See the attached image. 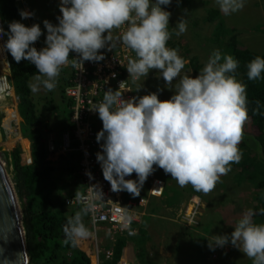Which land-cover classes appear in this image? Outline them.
<instances>
[{"label": "rangeland", "instance_id": "374dc122", "mask_svg": "<svg viewBox=\"0 0 264 264\" xmlns=\"http://www.w3.org/2000/svg\"><path fill=\"white\" fill-rule=\"evenodd\" d=\"M18 1L21 2L24 14L22 23L30 32L32 41L30 45L44 58L56 60H53L54 72L34 77L30 81L37 112L46 118L51 127L58 124V120L69 123L64 103H60L57 93L60 77L57 67L61 66L62 62L64 65L65 62H70L71 50H74L73 47L76 45L71 25L62 17L55 0ZM138 1L139 3L135 2V9L130 12L125 7L123 11L115 10L113 19L120 22L126 15L132 16L131 20L136 18V21H130L134 31L145 26L165 28L168 30V39L176 45L171 48L156 37L151 41L147 53L141 57L130 55L128 59L124 75L129 92L134 95L135 120L131 129V139H134L132 145L130 144L132 153L130 157L129 153L127 160L124 161H130L131 157L136 155L139 161L137 167L150 162L151 172L155 177L162 179L165 185L185 188L184 197L182 196L178 205L173 208L162 206L160 211L162 215L154 217L149 225L144 226L150 238L147 244L150 257L158 258L161 264H210V261H216V264L242 263L256 256V253L264 252V241L258 236L250 219L246 217L247 210L252 207L250 199L252 187L246 183H235L232 174L222 173L216 164V158L219 156L218 137L225 128L231 130L235 119L233 116L219 117L218 132L214 136L208 135L198 119L196 109L188 100L185 84L192 76L189 59L194 57L200 66L202 93L227 96L232 103L235 102L242 89L241 81L239 78L230 81L221 78L219 71L221 64L218 65V62H223L221 51L220 48L215 49V43L210 42L212 24L203 22L202 17L206 9H217L223 20L225 37L235 36L240 48L262 54L264 0ZM89 14L93 22L94 36L96 31L99 35L91 44L98 43L103 48L112 45L117 31L113 22L108 23L111 22L112 16L102 18L100 14ZM100 22L106 23L99 24ZM225 37L223 39H226ZM2 45L4 47L3 41ZM0 50V57L3 60L1 47ZM59 56H67L66 61L58 59ZM6 61L5 54V69L2 68L3 73L0 74V125L5 133L3 132V140L0 143L1 149L8 151L17 146L20 151L19 146L25 148L26 142L19 134L16 96L9 80ZM103 103V107L107 108L108 102L103 100ZM5 109H10L7 110V115L9 111L13 112L15 119L9 116L3 123ZM100 123L101 120H98L96 124ZM240 123L245 130H250L245 119H241ZM240 123L237 119L236 125L240 126ZM69 129L62 130L54 126L46 134V142L50 139L56 147H60V137ZM6 130H10L16 136L9 137ZM24 155L25 152L20 151L22 163L27 166L30 161L28 162ZM57 156L58 153L47 154V158L54 163L55 187L57 189L59 186L62 194L67 193L73 186L78 187V183L75 172L64 168L70 165L68 162L71 163L64 161L67 153ZM129 169V178L123 181L122 186L129 187L133 179H138L144 193L137 192L136 197L145 196L149 178L145 174L133 176L134 166H130ZM61 194L60 197L63 198ZM192 197H196L200 202L196 216L197 226L194 229L186 226L187 229L184 226L186 221L180 219L185 204ZM146 208L147 203L143 213L138 217V224ZM82 221L85 222L83 219ZM202 226L208 234L203 246L199 241L201 234L199 229L197 230V227ZM74 235L79 246L83 247L80 243V233L75 232ZM95 236L101 234L95 233ZM116 237L126 238L124 235H115L114 239ZM106 239L108 242L109 238ZM128 240L133 244L131 238H127ZM215 243H219L221 248L214 249ZM133 264H137L136 256Z\"/></svg>", "mask_w": 264, "mask_h": 264}, {"label": "trees", "instance_id": "16d2710c", "mask_svg": "<svg viewBox=\"0 0 264 264\" xmlns=\"http://www.w3.org/2000/svg\"><path fill=\"white\" fill-rule=\"evenodd\" d=\"M66 2L72 17L82 16L83 0H66ZM23 18L21 2L0 0V30L9 80L16 96L19 134L26 142L25 148L19 146L20 151L25 152V158H28L29 141L30 164L27 166L22 163L17 146L5 151L9 172L15 177L17 194L21 202V223L26 243L27 264H89L87 255L76 246L72 236V231L86 228L85 222L82 221V219L86 220L85 214L78 207H64L63 204L65 197L76 195L81 191L80 177L75 173L78 187L73 186L67 193L61 194L59 186L56 189L54 184V163L47 158L46 134L54 126L64 130L69 129L70 125L58 120L59 123L51 127L46 118L38 114L30 89L32 78L54 72L55 59L44 58L34 46L30 45L32 44L30 32L22 23ZM202 21L212 24L210 42L215 43V49L220 48L221 51L223 62H218V65L221 64L219 68L221 78L226 81L239 78L242 89L234 103L227 96L202 93L200 66L193 57L189 59L192 76L185 84V91L208 135L214 136L218 132L219 117H234L231 130L225 128L218 137L219 156L216 158V164L222 173L232 174L235 183H246L252 187L250 198L252 207L247 210L246 217L250 219L258 236L264 241V53L257 54L240 48L235 36L225 37L223 20L217 9H206ZM97 37H99L98 31L95 32V38ZM156 37L171 48L176 45L168 39L167 29L156 26H147L131 33L126 40L132 54L141 57L147 53L151 41ZM27 45L29 46L24 48ZM67 56H59L58 59L66 61ZM71 64V61L65 62V65L62 62L61 66L57 67L60 71L57 93L60 103H64L67 120L71 100L63 95V91L71 84L73 77ZM237 119L239 123L241 119H245L250 130H245L241 123L237 126ZM120 133L124 139L125 152L132 151L130 147L134 140L131 139L132 131L120 127ZM64 161H71L68 162L70 165L64 168L74 173L77 168V153L68 152ZM184 189V187L175 188L164 184L159 196L148 198L147 208L139 224L135 225L134 235L128 236L135 247L137 264H161L158 258L150 257L147 249L150 238L144 226L149 225L154 217L162 215L160 213L162 206L173 208L178 205L182 196L184 197ZM137 192L144 193L140 180L133 179L129 187L127 185L124 187L123 198L135 199ZM197 230L201 234L199 241L203 246L208 234L203 226L197 227ZM126 242L127 238L116 237L111 257L102 260L99 264H115ZM210 264H216V261H210ZM239 264H264V256H252Z\"/></svg>", "mask_w": 264, "mask_h": 264}, {"label": "built area", "instance_id": "2783aa9c", "mask_svg": "<svg viewBox=\"0 0 264 264\" xmlns=\"http://www.w3.org/2000/svg\"><path fill=\"white\" fill-rule=\"evenodd\" d=\"M136 1L139 3L138 0H84L86 8L83 17L72 19L69 17L66 0H57L62 16L71 23L76 45L74 50H71L70 59L73 77L71 84L63 91V95L71 100L68 119L70 130L60 137V147H56L50 139L47 140V152L77 153V174L82 190L65 198L64 204L80 207L92 231H102L110 241L115 240V235L131 236L135 233L133 224L138 222L148 197L159 196L164 185L162 179L153 176L150 162L137 167L139 161L136 155L132 156L130 161H124L129 153V157L131 156L132 151L125 152L120 127L131 130L135 120L134 95L129 92L124 75L130 55H135L130 51L126 37L138 30L134 31L130 22L136 21V18L131 20L132 16L126 15L119 22L118 19H113V12L123 11L124 7L130 12L135 9ZM89 13L100 14L102 18L112 16L111 22L108 23L113 22L117 27L112 45L103 48L98 43L91 44L95 40L92 39L94 30L93 22L88 17ZM103 23L106 22L99 24ZM1 39L0 30V41ZM103 100L108 102L107 108L103 107ZM98 120H101L100 124H96ZM27 161H30L29 158ZM130 166H134L133 176L145 174L149 183L145 196L128 198L124 202L121 187L123 181L129 178ZM199 205L196 197L190 198L185 204L180 219L186 221L185 227L194 229L197 226ZM218 244L215 243L213 248L220 249ZM111 251L110 247L96 244L89 253L90 264H99L102 260L109 259ZM210 257L213 258L212 255Z\"/></svg>", "mask_w": 264, "mask_h": 264}, {"label": "water", "instance_id": "95a60500", "mask_svg": "<svg viewBox=\"0 0 264 264\" xmlns=\"http://www.w3.org/2000/svg\"><path fill=\"white\" fill-rule=\"evenodd\" d=\"M3 130L0 125V142ZM0 143V264H27L26 243L21 223V202L16 180L8 177V160Z\"/></svg>", "mask_w": 264, "mask_h": 264}, {"label": "crops", "instance_id": "0c3cea01", "mask_svg": "<svg viewBox=\"0 0 264 264\" xmlns=\"http://www.w3.org/2000/svg\"><path fill=\"white\" fill-rule=\"evenodd\" d=\"M92 1V0H89ZM84 8H83V13L82 16L78 17L79 19L83 17L84 15V11H85V4H83ZM87 12V11H86ZM29 144V141H28ZM29 147V146H28ZM219 151V150H218ZM29 156V153H28ZM75 232H79L80 233V243L83 245V247H80L78 244V240L75 238L74 233ZM101 234V236H91V231H90V227L89 225L86 223V228H83L82 230H74L72 231V236L73 239H75V244L78 248L82 249V251H84V253L88 254L91 252V250H93L95 248V245L102 242L101 246L102 247H107L108 242L107 239L105 238L103 233H99ZM134 252H135V248L134 245L129 241L126 243V245L123 247L121 255H120V263L123 264H133L134 262ZM258 256H262L264 255V252L261 253H256Z\"/></svg>", "mask_w": 264, "mask_h": 264}, {"label": "clouds", "instance_id": "9594fccd", "mask_svg": "<svg viewBox=\"0 0 264 264\" xmlns=\"http://www.w3.org/2000/svg\"><path fill=\"white\" fill-rule=\"evenodd\" d=\"M56 2H57V0H55ZM123 1H127V0H123ZM83 2H84V0H83ZM68 13H69V17H71L72 19H79L78 17H76V18H74V17H72L71 15H70V12H69V7H68ZM63 17V16H62ZM88 17L89 18H91V16H90V14H88ZM66 21H68L69 22V24L71 25V23H70V21L69 20H67L66 18H64ZM147 26H145L144 28H146ZM143 29V28H142ZM141 30V29H140ZM139 31V30H138ZM73 35V34H72ZM94 40H95V36H94ZM68 119H69V117H68ZM70 130V129H69ZM47 143V142H46ZM69 152H71V151H69ZM65 153H67L68 154V152H65ZM47 154H48V152H47ZM59 154H63V153H59ZM29 158V157H28ZM29 160H30V158H29ZM77 162H78V156H77ZM75 173L77 174V168H76V170H75ZM152 174H153V172H152ZM154 176V175H153ZM155 177V176H154ZM80 180V179H79ZM122 188V193H124V186H122L121 187ZM82 190V189H81ZM81 192V191H80ZM79 192V193H80ZM69 197V196H68ZM65 198H67V197H65ZM64 198V199H65ZM137 198V197H136ZM64 199H63V204H64ZM130 199V198H129ZM127 199H124L123 198V201L125 202ZM64 207H73V206H67V205H65L64 204ZM79 209H81L80 207H78ZM82 211V210H81ZM83 212V211H82ZM84 213V212H83ZM86 217V216H85ZM85 222L89 225V227H90V231L91 232H93L92 231V228H91V226H90V224H89V222H88V220H87V217H86V220H85ZM136 224H138V222L137 223H135V224H133L134 225V227H135V225ZM136 229V228H135ZM95 233H103L102 231H96V232H93V236H95ZM104 234V233H103ZM134 235V234H133ZM133 235H131V236H133ZM105 236V235H104ZM105 238H106V236H105ZM126 238H129L128 236H126ZM215 240H217V239H215ZM214 240V241H215ZM130 240H128L127 242H129ZM217 241H219V240H217ZM108 242H111L110 244L108 243V245H107V247H110L111 249H112V246L115 244V242H116V239L114 240V241H110V239H109V241ZM126 242V243H127ZM101 244H102V242L101 243H98V245L99 246H101ZM134 245V244H133ZM102 247V246H101ZM111 254H112V251H111ZM86 255H87V257H88V259H89V253L87 254L86 253ZM121 255V254H120ZM262 256H264V255H262ZM108 260V259H107ZM117 263H120V256H119V258H118V260L116 261V263L115 264H117ZM89 264H90V261H89ZM120 264H123V263H120Z\"/></svg>", "mask_w": 264, "mask_h": 264}, {"label": "bare ground", "instance_id": "6f19581e", "mask_svg": "<svg viewBox=\"0 0 264 264\" xmlns=\"http://www.w3.org/2000/svg\"><path fill=\"white\" fill-rule=\"evenodd\" d=\"M0 47H2V45H1V41H0ZM2 49V48H1ZM1 51V50H0ZM2 66V67H1ZM2 68H4L5 69V67H4V57H3V60L1 59V57H0V74H2L3 72H2ZM7 77H8V74L6 75V79H7ZM7 110H10V109H5L4 110V118H2V122L3 123H5V118L6 117H9V116H13L14 117V119H15V115H14V113L12 112H10L9 111V114L7 115ZM107 125H109L108 123H107ZM4 133H5V131H3ZM6 133L7 134H9V137H14V136H16V134L15 133H12L10 130H6ZM8 177H9V175H8Z\"/></svg>", "mask_w": 264, "mask_h": 264}]
</instances>
